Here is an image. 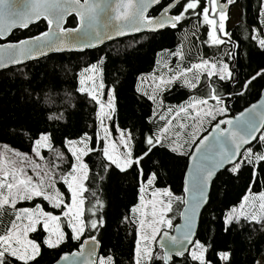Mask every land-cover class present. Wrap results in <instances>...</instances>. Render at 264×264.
Here are the masks:
<instances>
[{"label": "trees", "instance_id": "16d2710c", "mask_svg": "<svg viewBox=\"0 0 264 264\" xmlns=\"http://www.w3.org/2000/svg\"><path fill=\"white\" fill-rule=\"evenodd\" d=\"M221 2L226 3V0ZM168 3L169 0H162L158 7L151 10L149 16H156ZM262 4V0H235L234 4H229L239 8V21L234 26L225 28L229 39L219 46L204 43L209 39L208 25L203 22L202 16L197 18L190 15L176 28L118 40L88 52L49 55L0 72V146H7L28 155L34 147V142L41 135H48L52 148L40 152L43 157L40 165L45 171L51 170L56 187L69 197V201L67 186L62 183L60 177L71 169L75 159L68 151L66 142L77 141L85 133L91 137L89 146L97 151L83 157L89 176V179L84 181L85 188L88 189L83 193L85 217L97 219L102 216L104 223L97 230L86 231L81 241L89 235H95L101 245L99 256H112L115 264H134L138 222H132L137 218L131 210L139 203L142 179L146 180L147 175L151 173H156L157 179L155 184L149 187V192L154 189H168L173 193V210L167 213V218L172 220V225L176 224L183 206V173L192 146L217 120L232 116L259 99V93L264 88V77L257 76L247 88L244 85L264 69V48L257 43L260 38H264ZM179 11V8H175L171 14L176 15ZM75 26L74 15L66 19L65 28ZM47 29V23L43 19L39 20L26 29L10 33L6 40H0V45L38 36ZM254 35L257 41L252 38ZM178 50L185 53L183 62L170 55ZM201 59L213 62L222 60L233 73L231 80L218 81L217 77H213L219 93L224 97L226 113L218 115L216 120L210 122V118L205 119L198 131L192 127L193 121L178 117V121L182 120L189 125L180 137L185 154L180 155L172 152L169 147L158 146L142 162L145 173L143 178L139 176L136 166L121 172L112 165L105 171L104 165L109 162L103 158L100 151L104 142L101 139L97 142L100 134L97 119L99 105L89 99L87 93L78 91L84 70L93 64L98 65V77L105 86L104 94L111 89L115 96V111L112 113V119L108 120V127L113 133L120 130L130 131L134 137V155L139 156L146 149L145 137L157 133L158 128L165 123L159 120L158 116L166 114L169 108L178 110L179 106L190 102L193 96H205L207 85L205 83L197 90H189L176 82L162 95L157 96V101H163V105L159 106L149 100L142 90L137 91L138 81L153 72H166V68L157 69L161 63V67L168 62L170 68L175 69L177 65L183 68L185 65L198 63ZM201 79L203 81L206 78L202 76ZM209 104L214 105L215 101L210 100ZM176 123L174 121L170 128L169 135L172 138H175V132L180 131ZM193 132L196 133L195 140ZM262 135L264 129L260 136ZM165 143L167 144V141ZM249 147L255 152H262L264 142L258 138ZM257 170L259 174L255 182L251 166L244 165L237 174L225 168L217 173L211 183L208 203L200 214L195 234V240L210 246L205 256L211 264H256L259 259H264V222L238 219L237 222L232 221L227 230L224 223L226 213L240 206L246 195L261 193L264 190V164L259 165ZM175 197H180V200ZM97 199L102 202L103 207L93 216L87 209L91 208ZM36 202L42 203L46 210L52 211L46 201L37 199ZM18 207L30 208L34 207V204L25 201L20 202ZM126 217L128 219H125ZM65 232V242L54 249L43 245L46 235L43 231L31 234L32 238L41 244V254L34 264H53L61 254H70L78 248L80 241L71 238L70 229L65 228ZM153 250L160 255L158 250ZM220 253H227L228 258L221 259L218 255ZM152 264L164 263L162 260H154ZM169 264L198 262L192 261L187 255L171 260Z\"/></svg>", "mask_w": 264, "mask_h": 264}, {"label": "snow or ice", "instance_id": "6c2138e0", "mask_svg": "<svg viewBox=\"0 0 264 264\" xmlns=\"http://www.w3.org/2000/svg\"><path fill=\"white\" fill-rule=\"evenodd\" d=\"M162 0H148V3H137L136 0H117L112 11L114 15H105L104 27H113L116 29L117 35H124L125 28L139 32L142 28L172 27L185 20L190 15L197 18L203 17V22L210 26L208 32L209 39L204 43L219 46L224 43L221 35H229L225 31V21L228 19L225 11V4L221 0H169V3L162 8L161 18L147 17L145 13L149 5H160ZM227 4H234L235 0H226ZM10 5V6H9ZM107 7V6H106ZM179 8L180 11L176 15L169 13ZM101 6L96 0H0V37L5 31L13 28H27L29 24L41 20H47L49 31L41 33L37 37L29 40L20 41L16 46L17 55L10 62L19 64L25 58H34L35 53L44 54V47H55L57 51L63 50L58 45L67 43L66 38L77 33L73 39L86 41L80 45L84 47H95L93 39L99 43L98 39L101 33L97 31V15ZM76 13L80 21V27L77 29H66L62 27L64 17L71 13ZM210 13H218V19L211 18ZM261 16L264 17V4L261 5ZM264 23V21H262ZM53 27L55 31H53ZM255 32V29H253ZM108 38H111L108 36ZM253 39H257L254 35ZM35 42V43H33ZM259 46L264 48V38L259 39ZM181 62L185 59V53L182 50L171 53ZM6 66L0 62V67ZM166 72H161L158 76L152 75L151 94L144 92L148 99L163 105V101H157V96L162 95L169 89L171 85L178 81H182L184 87L189 90H197L206 83L205 96H193L185 106H179L178 110L172 108L167 109L166 114H160L159 120L165 123L158 128L157 133L145 137V151L135 156L133 152L132 142L134 137L130 131L120 130L119 146L114 139H111V133L105 126V120L112 119V113L115 111V96L113 90L107 92V101H103L101 96L104 95V84L96 83L98 75V65L93 64L84 70L88 75H82L80 79L81 87L78 89L81 93H87L88 96L99 105L97 119L100 121V127L104 133L103 147L100 149L103 158L109 163L104 165L105 171L112 165L125 172L136 166L138 174L141 178L145 176L142 166L143 160L158 146L169 147L172 152L184 155V145L180 143L181 133L189 127L188 124L178 121V117L190 119L193 121L192 127L197 131L202 127L205 119L216 120L218 115H224L227 108L224 104V97L216 87L213 77H217L218 81L226 79L231 80L233 73L229 70L227 64H219L211 62L208 59H201L199 63H192L190 66L185 65L181 68L179 65L175 69L164 65ZM206 79L202 81L201 77ZM257 76L264 77V69H261L244 87L247 88ZM91 81V86H85ZM142 84L148 83L142 81ZM141 91V88H137ZM215 101L214 105H210L209 101ZM255 107V106H253ZM157 113L154 111V115ZM259 118V124L264 125V113L255 114ZM50 119H59L60 117H49ZM180 131L174 133V137L169 135L170 128L173 123ZM222 124L229 127L221 128ZM258 130L257 120L252 117H245V113L233 119H221L213 127L212 141L210 144L209 136H204L196 145V151L202 152V155L196 162V174L192 178L195 193L193 196V205L191 208L192 215L187 217L188 223L186 230L181 237L169 236L167 232H163L160 239L167 240L171 247L161 243V247L168 248L163 255H157L153 250V242L157 240V236L161 234L162 228H172V220L167 218V213L172 212L173 193L168 189H154L148 191L157 179L156 173L147 175V179L141 181L139 189V205L132 208V213L137 214V219L133 223L138 222L137 242L134 255V264H152L154 260H163L164 264H169L173 256L183 257L190 256L192 261L198 264H211L206 260V252L208 247L198 240H193L192 232V216L198 208L205 202V188L211 178L220 169L226 168L233 174L239 173L244 165H249L253 172V182L258 176V166L264 164V151L255 152L251 147L241 149L244 145L250 144L256 139L254 133ZM195 132L193 138L195 140ZM261 142H264V135L260 136ZM91 137L87 133L78 141H69V151L75 158V163L71 169L60 180L67 186L69 197L62 193L56 187L54 174L51 170L44 171L41 165L37 164L27 156V154L19 153L15 150L8 149L5 146L4 151H0V264H34L36 258L41 254V244L32 238L33 233L43 231L46 233L43 239V245L49 249L58 248L67 238L65 228L71 230V238L81 241L85 232L97 230L103 226V217L97 219H88L85 217V188L84 181L89 179L88 166L84 163L83 157L91 152L97 151L96 148L90 147ZM167 141V144L165 143ZM201 146H205L203 150ZM41 148H52L50 137L46 134L41 135L36 141L33 152L36 156H41ZM11 152L12 158L8 155ZM62 155V154H61ZM41 159L43 157L41 156ZM27 165L31 166L32 174H29ZM59 167V165H55ZM103 179V177H101ZM251 190V185H250ZM188 191V188H185ZM94 195V194H93ZM150 197V198H146ZM37 199L46 201L52 211L44 208L42 203L36 202ZM180 200V197H175ZM248 197H245V203L240 205L239 209L233 208L225 217V230L233 220L241 217L251 219L256 222H264V193L259 194L258 212H251L247 206ZM32 202L34 207H18L20 202ZM188 203V201H183ZM103 207L102 202L97 199L87 211L93 216L97 215V211ZM150 209V210H149ZM58 210V211H57ZM183 215V214H182ZM125 219H128L127 217ZM85 245H92L85 255ZM99 242L95 235H89L82 240L80 244L81 251L74 252L72 256L83 257L82 264H115L112 256H98L95 248ZM189 246L191 250L189 251ZM221 259L228 258L227 253L218 254ZM68 255L61 257L62 261H68ZM59 264V262H58ZM259 264V261L256 262Z\"/></svg>", "mask_w": 264, "mask_h": 264}, {"label": "water", "instance_id": "95a60500", "mask_svg": "<svg viewBox=\"0 0 264 264\" xmlns=\"http://www.w3.org/2000/svg\"><path fill=\"white\" fill-rule=\"evenodd\" d=\"M96 2L99 3L100 6H101V10H98V15H97V31H99L101 33V36L98 38L100 40L99 43H96V39H93L92 42L96 44L95 47H91V48L84 47V48H81L80 45H82V43H84L86 41H82L80 39H75L74 40L73 36H77L78 34L77 33H73L72 36H69V37L66 38V40H67L66 44L58 45V46L62 47L63 50L57 51L55 47H51V48L50 47H44L43 48V52H44L43 55H41L39 53H35L34 58H30V59L29 58H25V59L22 60V63L15 64V63H11L10 61L12 59H14L15 56L17 55L16 46L19 45L20 41L17 42V43H11V42L10 43H4V44L0 45V62H2L6 66L0 67V72L8 70L10 68L23 66L26 63L37 61V60H40L42 58H46L49 55L51 56V55H54V54H62V53L63 54L64 53H83L84 51L88 52L90 50L97 49V48H99V47H101V46H103L105 44L113 43V42L118 41V40L139 36L141 34H151L152 35V34L161 32L163 30H166L167 28H172V27H165V28H157L155 30H152L150 28H142L139 32L130 30V28H125V34L124 35H117L115 28H113V27L105 28L104 27V17H105L106 14L107 15H114V12L112 11V9L114 8L115 4L117 3V0H96ZM136 2L137 3H141L142 2V3L147 4L148 0H136ZM81 3H83V0H81ZM222 4H225V11L227 13L230 10V8H229L230 5L227 4V3H222ZM158 6L159 5H149L145 15L147 17H152V18H157V19L161 18L162 9L160 10V12L156 16H149L150 13H151V10L156 8V7H158ZM171 12L169 13V15H172ZM73 15L75 17L76 26L74 28H66V29H77V28L80 27L79 18L76 15V13H74V12L69 14V15H66L64 17V21H63L62 27H64L66 19H68L69 17H71ZM217 16H218V13L213 14L212 18H217ZM43 20L47 23V28H48L47 31H49V25H48L47 20H45V19H43ZM37 22L38 21H36L34 23H31V24H29V26H31L33 24H36ZM19 29H26V28L17 27V28L11 29L10 31H5L4 35L2 37H0V40L1 41L6 40L8 38V36L10 35V33L14 32L16 30H19ZM52 30L55 31V28L53 27ZM220 35H221V39L224 42L228 41L229 38L227 36H223L222 34H220ZM108 36H110L111 38H108ZM35 37H37V36H35ZM29 39H31V38L24 39V40H29ZM24 40H21V41H24ZM33 43H35V42H33ZM253 106H255V107H253ZM242 112L245 113V117L246 118L249 117V116H252V117H254L257 120V123H258V130L254 133V136L256 137V139L253 140L250 144L244 145L243 148L241 149V151L243 152L245 148L249 147L254 141H256L259 138V136H260L259 134L264 129V125L259 124V118L255 115L256 113H264V88L261 89V91L259 93V99L256 102L248 105L247 107H245V109H242V111H240L238 113H234L232 116H226V117L220 118L219 120H221V119H224V120L233 119V120H235V117L239 116ZM219 120H217L214 123V125ZM214 125L210 128V130H208L203 136L200 137V139H202L206 135L209 136V141L206 142L208 144L211 143L212 136L214 135V133L212 132V129H213ZM227 127H229L227 124H222L221 125V128H227ZM199 140L195 143V145L192 146L191 153H190L189 156H187V160H186L187 167H186V169L184 170V173H183V183H182V187H181V190H182V193H183V196H182L183 206L180 209L179 214H178L179 221H177V223L173 225V227H172V229L170 231L169 230H163L161 232V234L157 236V240L154 242L155 243V249L159 251V254L161 256L163 255V253L166 250H168V248L161 247L160 246L161 243H163L165 245H168L169 248L171 247V245H169V242L166 239L163 240V241L160 239V236L162 235V233L163 232H167L169 234V236H176L178 238L181 237L183 232L186 230V225L188 223L187 217L189 215H192L190 210H191L192 205L194 203L193 196H194V193H195V189L193 188L192 178L196 174V162H197V159L202 155V152H197L196 151V145L199 143ZM204 147L205 146H201V149L203 150ZM224 169H220L219 171H217L215 173V175L211 178V180L208 182V184H207V186L205 188V198H206L205 202L198 208V210L192 216V232H193L192 239L194 241H195V234H197V230H198V228H197L198 227V222H199L200 217H201L200 214H201L203 208L206 207V205L208 203L207 201H208V195H210V191H211V189H210L211 183H212V181L215 180L217 173L222 172V170H224ZM186 187L188 188L187 192L185 191ZM183 201H188V203H184ZM81 242L82 241H80V243L78 244V248L76 250L72 251L70 254L69 253L61 254L58 257L57 261H55L53 264H58V262H59V264H82L83 257L72 256L71 255L74 252L81 251V249H80ZM91 247H93V246L92 245H85V248H84L85 255H87V252H88L89 248H91ZM100 248H101L100 244L98 245V247L95 248L96 254L98 256H99V249ZM189 249H190V246H189ZM63 255H68V257H69L68 261H62L61 260V257ZM185 256H187V253H186ZM183 257L173 256L172 260L181 259ZM170 261H169V263H170ZM162 262H163V260H162Z\"/></svg>", "mask_w": 264, "mask_h": 264}, {"label": "rangeland", "instance_id": "374dc122", "mask_svg": "<svg viewBox=\"0 0 264 264\" xmlns=\"http://www.w3.org/2000/svg\"><path fill=\"white\" fill-rule=\"evenodd\" d=\"M262 3L264 4V0H262ZM230 10L227 12V17H228V19L225 21V28H230V27H232V26H234L235 24H237L238 23V15H239V13H240V10H239V8L238 7H236V6H232V5H230ZM212 16H213V13H210V17L212 18ZM216 19H218V16H217V18ZM209 30H210V26H208L207 27V32H209ZM223 35V34H222ZM223 36H225V35H223ZM256 41H257V39H255ZM259 41H257V43H258ZM178 59V58H177ZM211 62H213V61H211ZM215 62H218L219 64H225V62H222V60H220V61H215ZM199 63V62H198ZM165 64H167L168 65V67H171V65H170V63H168V62H166V63H164V65ZM159 67H157V69L159 68V69H162V68H165V67H161L162 66V63L161 64H159L158 65ZM161 67V68H160ZM166 70H167V68H166ZM161 72H163V71H159L158 73L157 72H153V74H151V75H149V76H145V77H143V78H141L140 79V81H138V86H139V88H141V90L143 91V92H148L149 94H151V92H152V88L150 87V85H151V77H152V75H159ZM82 75H88V73H83ZM82 75H81V77H82ZM80 77V78H81ZM142 81H147L148 83H145V84H142L141 82ZM101 81H100V78L98 77V75H97V77H96V83H97V85H99V83H100ZM179 83H181L182 84V81H178ZM91 81H89L85 86H88V87H90L91 86ZM183 85V84H182ZM80 87H81V85H80ZM89 99H91L90 97H89ZM101 99L103 100V101H107V93L106 94H104L103 96H101ZM95 102V101H94ZM99 109V108H98ZM176 110V109H175ZM174 110V111H175ZM167 113V112H166ZM104 124H105V126H107L108 127V120H105L104 121ZM98 125H99V129H100V134H99V137L100 138H102L103 137V135H104V133H103V131H102V129H101V127H100V121H98ZM108 130H109V132L111 133V139H114L115 140V142L117 143V145L119 146V136H120V132H116V133H113L112 131H111V129H109V127H108ZM263 131V130H262ZM261 134V133H260ZM259 134V135H260ZM40 138V137H39ZM38 138V139H39ZM37 139V140H38ZM36 140V141H37ZM102 140V142H104L103 141V139H101ZM36 141L34 142V144L33 145H35V143H36ZM78 141V140H77ZM68 142L69 141H67L66 143H67V149H68V151H69V145H68ZM8 148V147H7ZM8 149H10V148H8ZM5 150V146H0V151H4ZM11 150H13V149H11ZM43 150H48V148H41L40 149V152L41 151H43ZM70 152V151H69ZM71 153V152H70ZM23 154V153H22ZM8 155L10 156V157H12V154H11V152H9L8 153ZM71 155H72V153H71ZM30 159H31V161H33V162H35V163H37V164H41V162L43 161V159H41V156H36V154L33 152V149H31V152L27 155ZM12 158H15V157H12ZM75 159V158H74ZM76 161L74 160V163H75ZM27 167V170H28V172H29V174H32V172H31V166L30 165H27L26 166ZM42 170H43V167L41 168ZM45 171V170H44ZM261 193H264V190L261 192ZM261 193H252V194H248V195H246V197H248V200H247V206H248V208H249V211H251V212H258V210H259V205H260V203H261V201L259 200V194H261ZM146 198H150V197H146ZM243 202L242 203H245V198H244V200H242ZM139 203H140V201H139ZM139 203L137 204V205H139ZM235 208V207H234ZM240 208V206H237L236 207V209H239ZM233 209V208H232ZM232 209H230L227 213H226V215H228L230 212H231V210ZM150 210V209H149ZM135 215V217L137 218V214H134ZM226 217V216H225ZM240 219H246V220H248V221H252L251 219H247V218H245V217H241ZM224 221H225V219H224ZM233 221H235V222H237V220H233ZM162 230H170L169 228H167V227H164V228H162ZM46 234V233H45ZM160 235V234H159ZM136 242H137V240H136ZM155 242V241H154ZM153 242V245H152V247H153V249L155 248V243ZM191 248V247H190ZM191 249H189V251H190ZM259 261V264H264V259L263 258H261V259H259L258 260Z\"/></svg>", "mask_w": 264, "mask_h": 264}]
</instances>
